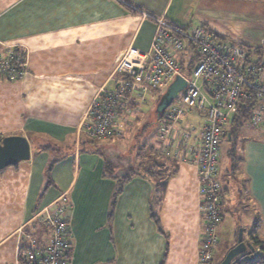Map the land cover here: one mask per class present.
Wrapping results in <instances>:
<instances>
[{"label": "crops", "instance_id": "1", "mask_svg": "<svg viewBox=\"0 0 264 264\" xmlns=\"http://www.w3.org/2000/svg\"><path fill=\"white\" fill-rule=\"evenodd\" d=\"M154 17L186 30L204 25L218 38L264 48V0H0V53L16 47L28 64L23 80L0 82V136L23 135L31 146L29 160L0 170V264H18L27 244L23 232L43 243L49 231L34 215L58 206L71 232L69 264H203L199 179L189 147L162 145L177 156L178 170L159 205L154 183L136 175L112 211L118 179L104 175L105 156L84 143L82 124L94 101L125 79L115 73L124 53L130 46L150 50ZM192 49L178 53L180 60L193 59ZM161 94L148 97L154 102ZM141 100L124 101L118 129L127 128L130 113L139 120ZM233 119L222 142L232 150L225 167L221 155L223 221L211 264L237 243L240 228L249 243L258 221L264 238V131L249 119L236 127ZM193 132L200 135L201 128ZM230 212L235 225L225 226Z\"/></svg>", "mask_w": 264, "mask_h": 264}, {"label": "built area", "instance_id": "2", "mask_svg": "<svg viewBox=\"0 0 264 264\" xmlns=\"http://www.w3.org/2000/svg\"><path fill=\"white\" fill-rule=\"evenodd\" d=\"M154 19L156 31L150 50L134 46L127 49L115 68V73L124 75V81L105 99L94 101L82 131L93 138L118 132L119 108L130 96L144 100L168 88L177 76L187 80L184 90L163 112L161 130L163 137L170 138L187 109L205 116L199 140L189 147V161L197 167L199 179V210L204 226L200 260L211 264L219 242L218 227L223 221L219 172L226 125L237 110L249 106L251 125L264 131V51L254 54L229 38L212 35L204 25L186 30L163 17ZM192 48L194 67L186 72L178 53ZM27 74V61L16 47H7L0 53V82L20 81ZM61 199L67 200L65 196ZM62 211L63 207L58 206L53 212L46 209L34 215V220L45 224L49 236L41 243L31 233L23 232L27 244L19 248L18 264H69L71 232L67 220L61 217Z\"/></svg>", "mask_w": 264, "mask_h": 264}, {"label": "rangeland", "instance_id": "3", "mask_svg": "<svg viewBox=\"0 0 264 264\" xmlns=\"http://www.w3.org/2000/svg\"><path fill=\"white\" fill-rule=\"evenodd\" d=\"M126 53V52H125ZM124 53V54H125ZM194 50L192 49V55H194ZM192 57H188L185 60V67L186 69H189V63L191 61ZM167 91V88H165L162 92V94L152 102L150 100V97H145L144 100L139 101L140 104V111L142 113H138L140 118L138 121H136V118L132 113H130L129 116H133L131 121L128 123L127 128H124L122 132L119 134H116L112 138H102L96 141L99 148L103 149V151L107 154L108 158L113 159L116 158L114 154H118L119 158L115 161V164L122 165V167L127 166V163L131 162L132 160L135 161L137 157V152H139V146H143L145 144L147 145H155L159 146L163 144L170 145L169 139H176L177 133L179 131H184L186 129L193 131L197 130L199 131V127L201 128V125L204 123V114L198 113L196 110H189L187 109L184 114L181 116V118L176 122L175 129L173 130L170 138L163 137L164 133L161 130L162 122L158 120V114H157V106L159 102L161 101V98L163 94ZM143 116H142V115ZM128 116V115H127ZM135 118V119H134ZM123 119L125 120L126 117ZM249 121V120H248ZM126 122V120H125ZM248 126V122L244 123V127ZM115 130V129H114ZM118 133V132H115ZM89 137L84 134V139L87 140ZM92 138V137H90ZM178 143V140H175V144ZM223 149L221 150L222 160H223V166L225 167L227 162L229 161L230 157V150L232 145L230 142H224ZM172 147V146H171ZM230 147V150L229 148ZM117 159V158H116ZM124 164V165H123ZM132 166V165H131ZM126 168H123V172L125 173ZM237 177V176H236ZM234 183H231L229 185L230 188H232L233 191L230 192L229 199L232 197H235L234 192ZM226 202V201H225ZM245 204L251 205L249 199L246 196ZM224 225H235V220L232 215V213H225L224 216ZM219 229V227H218Z\"/></svg>", "mask_w": 264, "mask_h": 264}, {"label": "trees", "instance_id": "4", "mask_svg": "<svg viewBox=\"0 0 264 264\" xmlns=\"http://www.w3.org/2000/svg\"><path fill=\"white\" fill-rule=\"evenodd\" d=\"M133 10V9H131ZM251 52L254 54H262L264 49L262 48H250ZM182 65L185 63L181 61ZM194 67V58L191 59L189 63V70H185L186 72H190V70ZM250 107L242 106L239 110H237L234 114L233 122L236 127L243 125L245 121L249 119ZM163 113L158 116V120L161 121ZM122 132V129L119 128L118 133H112L105 138H112L116 134ZM88 136V135H87ZM89 138L84 141L85 144H90L92 148L96 151H99L105 156V164H104V175L108 177H112L114 179H118V187L114 192V200L112 203V211L115 206L116 198L119 193L122 191L124 184L130 180L133 176H142L148 178L150 181L154 183V206L160 204L162 197L164 195L165 189L169 180L177 174V166L178 160L175 153H171L165 150V147L160 145H143L139 146V152H137V157L135 161H131L127 163L126 172H121V175H118L120 172V167L122 165L115 164V161L118 160L119 155L116 158L110 159L107 154L103 151V149L99 148L96 141L102 138ZM4 138V137H3ZM2 136H0V142L2 141ZM189 150V148H188ZM190 156V153H189ZM124 165V164H123ZM132 165V166H131ZM235 165V164H234ZM235 169V167H234ZM224 193V191H223ZM153 217L155 218L157 224L159 225V220L157 218V214L154 213ZM245 237V234H244ZM248 239L249 243H251L257 250L258 256L254 261H240L238 264H264V238L261 237L258 231V221H255L253 226L248 231Z\"/></svg>", "mask_w": 264, "mask_h": 264}, {"label": "water", "instance_id": "5", "mask_svg": "<svg viewBox=\"0 0 264 264\" xmlns=\"http://www.w3.org/2000/svg\"><path fill=\"white\" fill-rule=\"evenodd\" d=\"M187 85V80L177 76L168 86L157 106L160 116L178 98ZM229 137L231 134H228ZM31 158V146L28 138L23 135H8L0 142V170ZM244 228H240L237 243L227 252L219 264H238L240 261H254L258 253L256 248L244 240Z\"/></svg>", "mask_w": 264, "mask_h": 264}, {"label": "bare ground", "instance_id": "6", "mask_svg": "<svg viewBox=\"0 0 264 264\" xmlns=\"http://www.w3.org/2000/svg\"><path fill=\"white\" fill-rule=\"evenodd\" d=\"M204 123H205V116H204ZM204 123L201 125V129L203 128ZM227 127H228V124L226 125L225 132L227 131ZM185 134H188V135L186 136ZM225 138H226V133H225ZM176 139L178 140L179 144L191 147V146L195 145L196 141L199 140V135L194 134V132H192L189 129H186L184 131H179L177 133ZM176 139H169V140H170V142L175 143ZM221 146H222V144H221Z\"/></svg>", "mask_w": 264, "mask_h": 264}]
</instances>
